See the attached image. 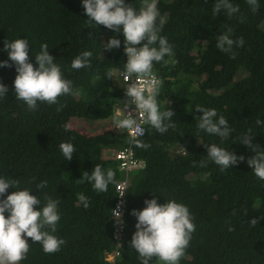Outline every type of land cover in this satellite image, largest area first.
I'll return each mask as SVG.
<instances>
[{
    "label": "trees",
    "instance_id": "obj_1",
    "mask_svg": "<svg viewBox=\"0 0 264 264\" xmlns=\"http://www.w3.org/2000/svg\"><path fill=\"white\" fill-rule=\"evenodd\" d=\"M125 2L134 9L142 6V0ZM213 2L158 0L166 20L161 34L173 46V55L165 57L168 63L154 62L153 71L163 82L158 104L162 110L171 108L173 121L163 134L147 125L144 135L132 141L134 156L145 162V168L129 175L119 255L110 262L106 256L114 250V185L123 174L103 152L129 144L127 130L112 125L115 109L128 100L114 72L122 71L126 61L123 37L89 22L80 0H0V49L4 41L27 39L29 61L35 67L33 55L46 42L64 77L80 92L59 96L55 104L38 101L36 109L29 111L15 98L14 66L9 61L8 67L0 68V83L8 86L0 99V175L18 179L19 187L29 188L42 204L45 196L59 199L60 219L54 234L65 241L59 251L46 254L39 242L28 238L29 252L19 264H140L129 246L136 223L130 213L153 197L161 204L168 199L183 203L193 216L195 231L179 264H264V181L246 164L251 149L237 139L249 133L251 142L264 150V124L255 123L264 121V0H259L255 12L245 0H234L240 11L232 17L223 13L213 17ZM228 29L232 38L245 41L234 49V57L215 46L218 33ZM113 35L121 46L105 50ZM82 51L92 52L90 66L71 69V60ZM3 60L7 54L0 50ZM240 72L245 76L236 80ZM197 105L215 108L228 120L234 129L229 139L196 128ZM73 118L108 121L111 128L83 135L69 128ZM136 140L150 147H139ZM61 142L74 145L70 160L63 157ZM209 143L243 155L245 161L223 172L211 162L201 167L198 162L206 155L204 144ZM97 164L114 172L115 183L102 193L86 179L78 182L83 172L90 174ZM42 180L47 185L38 189ZM78 193L89 198L88 208L77 202ZM251 219L257 220L256 226L248 225ZM228 226L233 230L228 231ZM149 264L163 262L154 257Z\"/></svg>",
    "mask_w": 264,
    "mask_h": 264
},
{
    "label": "clouds",
    "instance_id": "obj_2",
    "mask_svg": "<svg viewBox=\"0 0 264 264\" xmlns=\"http://www.w3.org/2000/svg\"><path fill=\"white\" fill-rule=\"evenodd\" d=\"M245 2L253 12L259 6V0ZM80 3L89 22L103 25L123 37L126 61L122 71L115 69L114 72L124 81L132 82L124 88L127 102L123 107L120 104L114 111V126L130 133L142 132L143 129L139 127L137 120L139 116L144 124L150 125L158 133L167 132L173 121V112L170 107L162 110L158 104L157 96L163 82L153 71V64L161 61L168 63L165 57L171 59L173 46L167 37L161 34L166 20L158 8V0H142V6L138 9H134L125 0H80ZM239 11V5L234 0H214L211 8L213 17L220 13L232 17ZM215 40L216 48L232 57L235 55L234 49L242 47L245 43L243 37L232 38L231 29L218 33ZM29 46L27 39L15 38L4 41L3 48L0 49L7 54V60L0 61V68L8 67L9 61L14 66V95L17 100L24 102L27 110H35L38 101L55 104L59 96L80 95L79 90L73 88V82L64 77L60 65L55 62L56 59L49 54L50 48L46 42H42L39 52L33 55L35 67L29 61ZM120 46L121 40L113 35L108 37L104 49L111 50ZM91 56V51L80 52L71 60V69L89 67ZM134 77L139 78L140 82L137 83ZM7 92L8 86L0 83V99H3ZM129 104L135 107V117L126 111ZM195 110L200 113L193 117L197 129L222 140L229 139L234 129L215 108L197 105ZM255 123L261 125L264 121L257 119ZM252 138L253 135L245 133L237 139L239 144L251 149L253 154L246 159V164L255 177L264 181V150L253 144ZM134 142L145 149L150 147L139 140ZM204 147L206 155L198 162L201 167H206L211 162L223 172L245 161L243 155H237L216 143L204 144ZM59 149L65 160H70L75 152L71 142H61ZM108 153L111 157L112 151L108 150ZM85 179L91 182L93 190L98 193L105 192L109 184L115 183L114 172L111 169H102L99 164L91 169L90 174L83 172L78 182L83 183ZM19 185L18 179L0 175V264H19L24 260L29 252L28 238H31L32 243L39 242L46 254L59 251L65 244L63 238L54 234L60 219L59 199L45 196L42 204L37 195L30 194L32 191L29 188H20ZM46 185L47 181L42 180L37 188ZM10 188L13 191L5 194ZM77 202L83 208L89 207V198L83 193L77 194ZM143 204L142 209L131 210L130 214L135 217L136 223L129 246L137 253L140 264H149L154 257L163 264H179L196 227L189 208L173 199L161 204L155 197L145 199ZM112 212L118 219L119 211ZM248 225L256 226L257 220H249ZM232 230V227L228 226V231Z\"/></svg>",
    "mask_w": 264,
    "mask_h": 264
},
{
    "label": "built area",
    "instance_id": "obj_3",
    "mask_svg": "<svg viewBox=\"0 0 264 264\" xmlns=\"http://www.w3.org/2000/svg\"><path fill=\"white\" fill-rule=\"evenodd\" d=\"M136 82L139 83V78H136ZM120 83L126 87L128 83L132 81H124L122 77L118 76ZM130 113L133 117L136 116L135 107L132 104L128 105L126 110ZM137 120L139 122V127L143 129V131H136L134 133H130L127 130L129 135V144L122 149L113 150L112 151V159L115 160L118 165L117 169L123 174V178L118 180L114 185V190L116 194V201L111 209V216L113 219L114 229H113V238H114V250L106 256L110 262H113L114 259L119 255V247L121 241V234L123 230V216L126 208V193L127 187L129 183V175L133 172L142 170L145 168V162L141 159H138L134 156V152L132 149V141L138 137L144 135L146 131L147 124H144L142 121V117L137 116ZM113 210H117L120 213L119 218L113 214Z\"/></svg>",
    "mask_w": 264,
    "mask_h": 264
},
{
    "label": "rangeland",
    "instance_id": "obj_4",
    "mask_svg": "<svg viewBox=\"0 0 264 264\" xmlns=\"http://www.w3.org/2000/svg\"><path fill=\"white\" fill-rule=\"evenodd\" d=\"M245 76V72H240L235 77L236 80H239ZM69 128L83 134V135H93L104 132L111 128V123L108 121H98L90 123L83 119L73 118L68 123ZM107 157H110V154H106ZM108 260V259H107ZM109 261V260H108Z\"/></svg>",
    "mask_w": 264,
    "mask_h": 264
},
{
    "label": "crops",
    "instance_id": "obj_5",
    "mask_svg": "<svg viewBox=\"0 0 264 264\" xmlns=\"http://www.w3.org/2000/svg\"><path fill=\"white\" fill-rule=\"evenodd\" d=\"M123 105H124V104H123ZM123 105H122L121 107H123ZM118 107H119V106H118ZM112 125H114V124H112ZM104 153H105L104 157H107L106 154L108 153V150H105Z\"/></svg>",
    "mask_w": 264,
    "mask_h": 264
}]
</instances>
